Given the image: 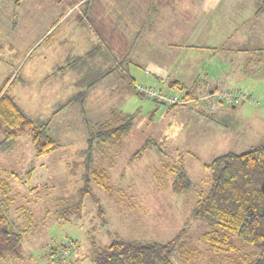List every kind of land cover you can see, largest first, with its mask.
Masks as SVG:
<instances>
[{"label": "rangeland", "instance_id": "374dc122", "mask_svg": "<svg viewBox=\"0 0 264 264\" xmlns=\"http://www.w3.org/2000/svg\"><path fill=\"white\" fill-rule=\"evenodd\" d=\"M14 1L0 0V27L5 24L3 19L12 18ZM34 1L37 0L27 3L31 10L37 9L33 7ZM52 1L57 2L60 15L61 5L81 0ZM89 1V6L95 4L96 13L98 0ZM82 4L80 10L87 7V3ZM16 11L17 8L15 14ZM78 14L75 11L70 18L76 20ZM39 18V24L17 21L20 30L6 36L4 29H0V44L5 43L6 47L0 52V91L9 80L8 94L16 98L25 112L33 118L47 119L57 103L77 92L74 81L78 74L69 71L65 77L56 78L53 67L63 64L66 56L48 54L50 44L64 38L72 24L58 22L57 18L52 24H56L53 39L45 36L37 42L51 21L48 15ZM78 22L82 28L81 21ZM28 31L31 34L27 35ZM34 41L37 44L28 50ZM120 57L110 54L113 61ZM261 67L264 69V59L258 64ZM260 75L261 84L252 92L260 103L244 102L235 108L233 104L221 103V110L207 112L211 122L218 124L216 127L166 113L167 106H158L135 94L130 96L122 89L114 92L117 77H110L87 90L83 105L69 106L53 119L49 134L58 147L49 154L38 157L30 134H23L12 151H0V175L11 186L9 194L13 198L9 217L18 230L24 231L19 248L21 259H9L2 264H55L49 250H60L71 242L76 244L72 255L56 264H93L95 249L105 248L114 240L168 243L181 232L186 244L183 250L173 253V264H228L211 263L208 244L202 237L209 227L192 214L197 194H206L211 188L213 175L205 166L215 155L227 151L243 153L264 144V70ZM157 107L161 108L159 113L155 111ZM114 109L121 112H116L119 116L137 117L128 137L107 143L104 152L99 148L93 152L95 161L109 173L108 192L94 181L83 180L85 162L78 153L87 149L89 129L96 130V123L108 118ZM84 118L88 125L83 123ZM3 138L0 131V141ZM149 139L160 146L163 154L155 145H148L136 157L135 153ZM178 159L193 182L191 189L181 193L174 191V174L165 166L180 165ZM82 188L88 192H79ZM234 241L241 244L238 239ZM244 245L246 251L254 250Z\"/></svg>", "mask_w": 264, "mask_h": 264}, {"label": "crops", "instance_id": "0c3cea01", "mask_svg": "<svg viewBox=\"0 0 264 264\" xmlns=\"http://www.w3.org/2000/svg\"><path fill=\"white\" fill-rule=\"evenodd\" d=\"M28 1L15 0L12 18L3 19L5 24L2 23L0 29H4L6 36L20 30L18 24L21 20L39 24V16L48 15L50 25L43 29V36L36 39L39 42L45 36L53 39L56 24H52L57 18L58 22L72 24L68 34L52 42L48 50L49 55L66 56L63 64L53 67L56 78L65 77L69 71L78 74L74 81L77 92L72 96L81 91L85 95L82 103L69 106L83 105L87 90L110 77H117L114 92L122 89L130 96L138 95L137 83L158 86L171 94L192 92L193 96L225 86H236L254 93L255 86L261 84L260 72L264 69L258 68V64L264 59V0H98L96 13L95 4L89 6V0H81L82 5L87 3L86 8L80 10L81 3L71 1L64 6L60 4L63 12L65 10L60 15L56 1H34L37 12L31 10ZM26 7H29L27 11ZM75 11L79 12L76 20L70 18ZM78 21H81L82 28ZM37 42L34 41L28 50ZM1 47L3 52L5 43L2 42ZM10 48L13 47L10 45ZM112 53L121 56L120 59L113 61L110 58ZM104 70L113 72L92 87L78 86L85 74ZM65 101L57 103L55 109ZM153 102L167 106L166 113L170 111L183 119L189 117L208 125L212 123L214 127L218 124L211 122L207 112L222 109L213 110L207 101L179 106ZM192 105L201 108L197 110ZM155 111L159 113L161 108L157 107ZM116 112L118 109L112 110L109 117ZM83 123L88 125L86 118Z\"/></svg>", "mask_w": 264, "mask_h": 264}, {"label": "trees", "instance_id": "16d2710c", "mask_svg": "<svg viewBox=\"0 0 264 264\" xmlns=\"http://www.w3.org/2000/svg\"><path fill=\"white\" fill-rule=\"evenodd\" d=\"M1 49L0 44V52ZM112 72L113 70H104L85 74L78 81V86L92 87ZM8 83L9 80L0 91V131L4 133V138L0 141V151H12L16 147V140L29 133L36 155L42 157L49 154L58 147L49 134L53 117L71 104L82 103L85 93L81 91L59 104L51 117L34 119L8 94ZM136 93L145 98L137 90ZM193 97L192 92H186V100ZM135 119L136 114L119 116L115 113L99 121L95 125L96 130H89L87 149L78 153L79 158L85 162L83 180L94 181L103 190L110 191L109 173L95 161L93 152L97 148L104 152L107 143L114 144L128 137ZM148 145H155L157 151L163 154L160 146L149 139L135 156L141 155ZM177 162L180 165L165 166L174 174V191L181 193L191 189L193 182L181 159ZM205 168L213 175L211 188L206 194H197L192 215L205 221L209 227L202 237L208 244L207 252L212 256L211 263L222 261L228 264H264V144L243 153L228 152L219 155ZM10 191L11 186L7 179L0 175V264L22 257L19 248L24 231L18 230L9 217L13 201ZM79 192L85 194L88 190L82 188ZM184 235L181 232L168 243L117 239L105 248L95 249L91 260L93 264H173V253L178 249L183 250L186 244L183 241ZM237 239L241 241L239 246L234 241ZM242 243L250 245L254 250L246 251ZM58 250L52 248L49 251L53 256Z\"/></svg>", "mask_w": 264, "mask_h": 264}, {"label": "built area", "instance_id": "2783aa9c", "mask_svg": "<svg viewBox=\"0 0 264 264\" xmlns=\"http://www.w3.org/2000/svg\"><path fill=\"white\" fill-rule=\"evenodd\" d=\"M136 90L145 98L166 104L168 106L207 101L211 103L213 110H216L220 107L221 103L239 104L246 102L253 105H258L260 103L259 99L255 95L236 86H225L204 92L203 94L199 93L189 101L186 100V94L184 93L171 94L163 91L158 86H145L139 84L136 85ZM74 248H76V244L73 242L63 245L57 254L53 255V262L56 264L60 261L67 260L72 255Z\"/></svg>", "mask_w": 264, "mask_h": 264}, {"label": "water", "instance_id": "95a60500", "mask_svg": "<svg viewBox=\"0 0 264 264\" xmlns=\"http://www.w3.org/2000/svg\"><path fill=\"white\" fill-rule=\"evenodd\" d=\"M235 107V106H234Z\"/></svg>", "mask_w": 264, "mask_h": 264}]
</instances>
